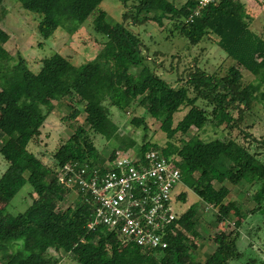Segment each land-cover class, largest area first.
Listing matches in <instances>:
<instances>
[{"label":"trees","instance_id":"obj_1","mask_svg":"<svg viewBox=\"0 0 264 264\" xmlns=\"http://www.w3.org/2000/svg\"><path fill=\"white\" fill-rule=\"evenodd\" d=\"M19 1L23 8L41 15L38 30L49 38L68 23L83 26L103 0ZM122 1L123 22L109 21L103 9L97 12L90 24L104 36L96 39L101 48L94 59L80 65L54 52L41 58L35 72L11 54L6 47L11 35L0 26V155L7 161L0 176V264H60L59 253L70 256L74 264H228L241 255L238 239L245 224L255 216L264 219V138L254 137L252 127L243 122L254 104L264 107V37L251 28L245 4L220 0L188 19L192 0L181 4L175 0ZM150 22L170 29V34L177 31L191 45L215 36L216 44L233 61L226 75L208 72L195 60L188 73L176 78L158 73L162 65L158 52L148 54L145 36L135 29ZM243 69L254 75L247 83L242 81ZM63 106L70 108V119L84 113L88 126L78 124L69 137H59L51 163H46L30 145L39 143L47 117ZM113 106L123 113L142 107L145 113L132 115L129 122L141 127L143 139L149 129L147 116L160 123L169 138L166 145L144 140L139 155L154 149L170 158L181 171L182 184L204 206L215 209V246L204 261L193 259L202 235L197 228L198 202L175 220L179 229L166 234L165 248L141 247L102 225L87 227L94 205L91 198L61 181L58 173L68 162L103 161L93 134L125 142L119 123L112 118ZM182 107L188 110L175 123V113ZM232 109L239 112L237 117ZM208 125L227 134L206 138L203 133ZM193 127L196 130L190 133ZM177 133L181 134L178 139ZM129 142L133 145L134 140ZM227 181L233 188L243 185L235 191L236 197L225 185ZM26 183L32 187L31 204L16 214L7 212ZM74 192V203L62 206ZM186 195L182 191L178 198L185 200ZM242 197L254 205L246 207ZM20 239L22 246L9 251L12 242Z\"/></svg>","mask_w":264,"mask_h":264},{"label":"rangeland","instance_id":"obj_2","mask_svg":"<svg viewBox=\"0 0 264 264\" xmlns=\"http://www.w3.org/2000/svg\"><path fill=\"white\" fill-rule=\"evenodd\" d=\"M176 3L181 4L185 0H175ZM245 4V8L258 15L256 23H260L264 27V0H241ZM128 3H132L129 0ZM99 9H103L108 13V19L111 22H123V14L126 11L125 4L122 0H103L100 5L95 9L88 20L83 23V26L74 23H68L64 27H59L55 33L49 37L44 38L38 30V22L41 15L39 13L29 11L22 7L19 0H0V26L5 28L11 35L6 47L9 49L15 59H23L26 64L33 71L37 72L40 69V61L44 56L50 55L54 52H60L69 58L75 65H80L88 60L95 58L101 44L96 40L104 38L102 34L97 32L91 26ZM130 22V21H129ZM125 22V24H129ZM91 23V24H90ZM131 23V22H130ZM259 24V26H260ZM254 26L256 24L254 23ZM133 27V25H131ZM147 27V28H146ZM138 26L137 32H140L149 47L148 54L152 56L154 51L158 52L157 59L162 62L159 65L157 72L161 75L171 76L176 78L177 75L186 74L190 71L191 63L197 62L200 67L211 73H216L218 76H225L228 67L233 63L226 52L219 47L214 37H206L200 43L191 45L188 40L181 37L177 31L170 34V29L164 27L158 28L152 22L147 26ZM257 30L260 28L256 26ZM261 27V26H260ZM261 30V29H260ZM264 36V30L263 33ZM169 35V36H168ZM156 58V57H155ZM173 61L172 63L170 61ZM174 65V66H172ZM173 69V70H172ZM243 71L242 81L249 82L254 78V75L246 70ZM82 107V104L80 105ZM112 118L119 123V134L126 136L125 142L121 143L116 138L106 139L100 134H93L95 144L100 151V160H105L111 152L115 149L121 150L131 156H139L138 148L144 140L152 143H158L160 146L166 145L168 137L165 132L160 129V123L152 117L147 116V123L149 129L143 139V131L140 128L132 125L129 119L132 115L145 113L141 108L130 110L127 113L121 112L117 107H110ZM142 109V110H141ZM188 110V107H182L180 111L175 113V123H177ZM235 117L239 112L232 109ZM70 108L63 106L62 108H55L53 112L47 117L46 122L42 128V134L39 138V143L36 142L30 145V148L41 156L46 163H51V155L53 149L58 144L59 137L67 138L75 130L78 124L86 125L84 113L79 115L76 119L69 118ZM244 123L251 128L254 137L264 138V107L262 104L257 103L252 106V112L244 115ZM223 127V125L221 126ZM203 136L206 138H223L227 132L222 128L219 130L213 129L208 125ZM196 127H193L190 133H193ZM181 134L177 133L176 139ZM134 140L133 145L130 144L129 139ZM174 140V139H173ZM125 143V145H124ZM7 167V161L0 155V176ZM46 183V181L44 182ZM225 185L235 191L242 188V184L232 186L230 182H225ZM216 186H220L219 183ZM32 187L26 183L19 192L13 197L7 206V212L16 214L17 212L24 211L32 202L31 190ZM180 192L187 193L186 199H177L176 209L178 213L182 214L189 206L198 202L199 210L197 228L202 233L200 238V245L197 251L193 254L194 260L204 261L214 250V240L212 234L217 228L214 226V212L213 206L203 204L199 196L186 185L180 183L178 186ZM180 194V193H179ZM76 198V192L71 193L63 203L62 206L73 204ZM245 202L246 207H252L253 202L241 198ZM256 221V222H255ZM222 223L220 226H223ZM255 226H263L261 230H257ZM23 240L12 242L9 246V251H14L22 246ZM239 249L241 255L239 258L233 259L229 264H264V219L255 216L253 222L245 224L242 235L238 239ZM51 253L56 254L53 250ZM62 260L60 264H74L75 261L70 256H63L60 254ZM245 260V262H244ZM144 264H157L153 261H148Z\"/></svg>","mask_w":264,"mask_h":264},{"label":"built area","instance_id":"obj_3","mask_svg":"<svg viewBox=\"0 0 264 264\" xmlns=\"http://www.w3.org/2000/svg\"><path fill=\"white\" fill-rule=\"evenodd\" d=\"M192 1L188 19L220 0ZM121 150L99 163L68 162L58 177L91 198L89 229L102 225L141 247L165 248L166 234L179 229L175 220L180 216L176 203L181 171L158 150L149 149L135 157Z\"/></svg>","mask_w":264,"mask_h":264},{"label":"crops","instance_id":"obj_4","mask_svg":"<svg viewBox=\"0 0 264 264\" xmlns=\"http://www.w3.org/2000/svg\"><path fill=\"white\" fill-rule=\"evenodd\" d=\"M247 12L251 15V17H252V21H251V28L254 30V31H256L257 33H263V30H264V27L260 24V23H256V21H257V19H258V15H256L255 13H251V12H249L248 10H247ZM254 23L256 24V26L258 25V27L261 29H259V30H257L256 28V26H254ZM259 24H260V26H259ZM262 36H263V34H261ZM264 37V36H263ZM252 218V217H251ZM255 220V217H253V220H251V222H253ZM249 222V221H248ZM256 222V221H255ZM255 228L257 229L258 227H256L255 226ZM244 262H245V260H244ZM229 264V263H228ZM245 264H247L246 262H245Z\"/></svg>","mask_w":264,"mask_h":264}]
</instances>
